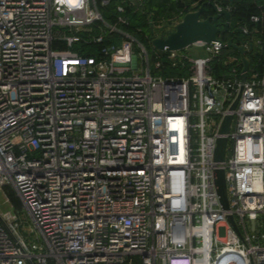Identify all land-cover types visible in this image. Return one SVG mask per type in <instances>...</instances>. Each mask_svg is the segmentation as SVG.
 I'll use <instances>...</instances> for the list:
<instances>
[{"label":"built area","instance_id":"built-area-1","mask_svg":"<svg viewBox=\"0 0 264 264\" xmlns=\"http://www.w3.org/2000/svg\"><path fill=\"white\" fill-rule=\"evenodd\" d=\"M147 1L0 0V191L29 220L0 212V264H264V0L206 57L152 44L185 9L139 37Z\"/></svg>","mask_w":264,"mask_h":264},{"label":"water","instance_id":"water-1","mask_svg":"<svg viewBox=\"0 0 264 264\" xmlns=\"http://www.w3.org/2000/svg\"><path fill=\"white\" fill-rule=\"evenodd\" d=\"M230 5L234 4V0H227ZM206 6H210L213 13L206 18H202L206 11ZM232 12L230 9L221 7L212 0H205L198 9L187 12L183 19L175 26L173 30L166 32L153 39L152 44L159 49L168 50H180L189 47L190 45L198 42L205 41L212 43L213 41H222L218 38L219 32H227L230 30ZM224 18L222 22L223 28L220 27V20ZM241 29H236L235 32H240ZM233 33V32H231ZM238 41L242 40V36L237 37ZM226 45L235 48L240 54H244V48L234 42L233 38H230ZM252 47V46H251ZM244 67L242 80L245 81L247 77V71L249 68V61L244 57ZM239 96L232 105L234 109L237 105ZM231 116H227L221 127L222 132H228ZM227 139L221 138L218 140V146L216 148L215 157L219 161H223L226 155ZM216 184L218 186V193L220 195V201L224 208L229 207L228 195L226 189L225 172L220 169L217 170ZM231 222H234L233 217L230 216Z\"/></svg>","mask_w":264,"mask_h":264},{"label":"trees","instance_id":"trees-1","mask_svg":"<svg viewBox=\"0 0 264 264\" xmlns=\"http://www.w3.org/2000/svg\"><path fill=\"white\" fill-rule=\"evenodd\" d=\"M205 0H180L175 2L173 0H148L142 6L144 12L138 11L132 14V28H141V32H138V36L141 37L142 34H152L154 31V25L159 17L165 16L169 17L172 11L177 8L185 9V11L192 10V3L197 2L196 8L204 2ZM216 2H221L226 5L229 4L227 0H213ZM256 10V4L253 0H234L232 17L230 23V30H235L240 23L248 21L249 15ZM213 13L210 6H206V11L204 12L202 18H206ZM152 14V15H150ZM230 35L225 33L222 35L224 40L228 39ZM226 51L234 52L235 49L232 47H226Z\"/></svg>","mask_w":264,"mask_h":264},{"label":"rangeland","instance_id":"rangeland-1","mask_svg":"<svg viewBox=\"0 0 264 264\" xmlns=\"http://www.w3.org/2000/svg\"><path fill=\"white\" fill-rule=\"evenodd\" d=\"M135 3H138L139 0H132ZM187 53L191 57H206L209 55L207 50L203 47H199L196 44H192L189 47L186 48ZM7 193L10 195L12 201L7 202L5 199V195L3 191H0V212L4 211H18L21 214V217L25 220V222L29 223V220L27 219V212L25 211L24 207L22 206L21 200L14 194L13 191L7 189ZM24 228H26V232L30 231V226L26 225ZM218 233L220 236H224L226 234L225 227H220L218 230ZM28 235V233H27ZM37 234L33 233L32 237H36Z\"/></svg>","mask_w":264,"mask_h":264},{"label":"crops","instance_id":"crops-1","mask_svg":"<svg viewBox=\"0 0 264 264\" xmlns=\"http://www.w3.org/2000/svg\"><path fill=\"white\" fill-rule=\"evenodd\" d=\"M196 4H198V3H197V2H195V3H192V5H191V6H193V7H194ZM193 7H192V8H193ZM193 10H194V9H193Z\"/></svg>","mask_w":264,"mask_h":264}]
</instances>
